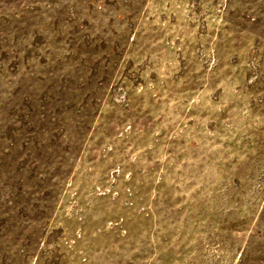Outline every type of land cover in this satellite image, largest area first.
<instances>
[{"label": "rangeland", "instance_id": "374dc122", "mask_svg": "<svg viewBox=\"0 0 264 264\" xmlns=\"http://www.w3.org/2000/svg\"><path fill=\"white\" fill-rule=\"evenodd\" d=\"M0 264H264V0H0Z\"/></svg>", "mask_w": 264, "mask_h": 264}]
</instances>
